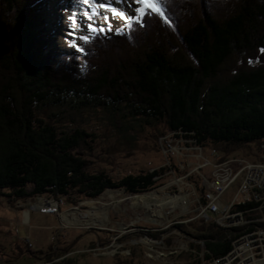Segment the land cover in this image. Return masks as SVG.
Returning a JSON list of instances; mask_svg holds the SVG:
<instances>
[{
    "label": "trees",
    "instance_id": "obj_1",
    "mask_svg": "<svg viewBox=\"0 0 264 264\" xmlns=\"http://www.w3.org/2000/svg\"><path fill=\"white\" fill-rule=\"evenodd\" d=\"M158 3L164 18L148 10L113 30L89 31L75 44L82 51L68 55L43 52V0H0V194L7 204L43 194L73 203L107 188L148 191L167 168L116 178L90 170L85 149L106 132H129L131 141L136 128H157L154 139L172 133L184 145L263 151L264 0ZM65 115L69 126L61 124ZM241 229L196 228L206 258L225 254ZM52 260L43 258L64 264Z\"/></svg>",
    "mask_w": 264,
    "mask_h": 264
},
{
    "label": "rangeland",
    "instance_id": "obj_2",
    "mask_svg": "<svg viewBox=\"0 0 264 264\" xmlns=\"http://www.w3.org/2000/svg\"><path fill=\"white\" fill-rule=\"evenodd\" d=\"M107 1L89 0L88 3H82L81 0H43L40 9L43 19L41 23L47 38V47L43 52L53 48L57 53L70 55L75 49L70 47L71 43L77 44L80 37L89 32L87 27L89 24H93L97 29L113 30L123 23L118 17H113L108 9H102L99 6L101 4H107L113 8L112 10L123 12L125 16L137 14L136 9L139 5L134 0H120V3L113 1L112 6L111 2ZM69 16L73 18L72 21H69ZM70 64L73 68L79 67V62L74 59L70 60ZM80 117L82 116L74 119L75 123ZM68 118L65 115L61 119L65 123L61 124L69 126ZM85 119L88 121L87 114ZM88 122L92 125L90 120ZM156 130L157 128H136L132 133L134 139L131 141L125 140V136L129 137V132L124 136L110 132H106L105 136H98L97 141L85 149V157L90 161V170H104L116 178L140 170L165 167L167 169L158 175V180L149 190L156 187L154 190L162 197L186 193L184 203H187L190 192L186 191L185 186L175 183L180 182L183 179L182 175L192 168L188 166L196 159L190 155L200 152L202 157L198 160L202 161L204 159L210 161L208 156L220 157L221 153L227 158L242 156L232 149L221 148L220 153L212 155L211 148L204 147L203 151H198L194 146H187L186 153L189 156L185 159L183 154L185 146L179 144L181 146L179 148L175 144L174 147L184 155L179 154L176 157L161 148L157 138L154 139ZM259 153L261 152L244 157L252 159ZM195 165L196 161L193 163V166ZM195 177L196 175L191 173L186 180ZM170 180H173L175 185L165 187V183ZM167 188L171 189L169 191L173 194L165 192ZM26 189L30 190L31 185ZM109 190L115 195V200L111 201L107 196ZM235 190V184L230 185L222 194V200L229 201ZM135 194L141 193H125L107 188L95 198H81L73 203H68V199L63 201L61 197L43 194L16 202L12 199L10 204L6 203L8 198L6 197L5 201V197L0 194V263L47 264L49 262L43 261V258L48 256L53 258L50 262L64 264H195L197 259H200V264H205L202 261L206 259L204 241L199 239L202 232L196 228L210 222L195 217L194 204L189 208L186 205L185 209L180 205L181 202L179 203L181 208L164 207L161 210V217L155 218L142 206L131 204L129 196ZM45 199L58 201L59 211L45 213L42 206H35L39 200L44 202ZM89 200H93L95 205L100 207L95 213H103L101 208L108 212V221L104 223L105 225L98 223L86 225L77 221L66 224L62 221L63 213L71 218L72 213L82 215L90 210L86 203ZM237 233L233 240L243 239L247 234L248 237L254 235V226L243 227ZM257 235H264V228H257ZM18 239L20 244L17 245L18 248H14V243Z\"/></svg>",
    "mask_w": 264,
    "mask_h": 264
},
{
    "label": "built area",
    "instance_id": "obj_3",
    "mask_svg": "<svg viewBox=\"0 0 264 264\" xmlns=\"http://www.w3.org/2000/svg\"><path fill=\"white\" fill-rule=\"evenodd\" d=\"M171 135L172 133H167L160 136L158 141L161 148L177 157L181 152L171 145V141L176 139ZM262 147L263 151L252 159L244 156L216 157L210 162L206 159L198 160L202 157L200 152L192 154L190 156L196 159L188 166L192 168L182 175L183 179L180 182L175 183L185 186L186 191L190 192L185 204L187 208L194 204L196 218L214 222L230 232L241 227L254 226V235L231 240L230 248L225 254L209 256L202 260L205 264H264V235H257V228H264V145ZM187 149L184 148L185 159L189 156L186 153ZM194 149L200 151L199 147ZM195 161L196 165L193 166ZM191 173L196 175L195 179L186 180ZM175 184L170 180L165 183V187L169 188ZM232 184H235L236 188L233 196L229 201H223L222 194ZM168 188L165 192L173 194ZM54 204L56 209L46 205L42 207L43 211L45 213L59 211L58 201Z\"/></svg>",
    "mask_w": 264,
    "mask_h": 264
},
{
    "label": "bare ground",
    "instance_id": "obj_4",
    "mask_svg": "<svg viewBox=\"0 0 264 264\" xmlns=\"http://www.w3.org/2000/svg\"><path fill=\"white\" fill-rule=\"evenodd\" d=\"M93 1L94 2H98L99 0H93ZM113 1L115 3H117L116 0H108L107 2H111L110 5L112 6V5H114ZM182 143H183V141H179V140H176V139H173L171 141V145L172 146L177 144L179 148H181V146H179V144H181V145H183L185 147H187V146L199 147L201 151H203L204 147L211 148L210 152H211L212 155H214L213 153H216V152L220 153L219 150H221V148H218V147H216L214 145H210V146H201V145H195V144L194 145H191V144L190 145H184V143L183 144ZM222 155H223V153H221L220 157H223ZM206 156H208V155H206ZM207 158L212 162L216 157H213V156L209 157L208 156ZM229 158H235V157H229ZM181 160L183 162V159H181ZM160 167L154 168V169H159ZM153 179L155 181L158 180L156 177H153ZM116 190H119V189H116ZM185 195H186V193H183V194H180V195H168L166 197H162L159 193H157V190H154L152 192L150 191V192H146V193L131 195V196H129V198L131 199V204L132 205H135V206L136 205H140V206H142L143 208L146 209V211L148 212L149 215L154 216L155 218H159V217H161V210L164 207H169V208L173 209L174 207H177V206L181 205V206H183V209H185V207H186V204L184 203V201L186 199ZM107 196L111 199V201L115 200V195L113 194L112 191H110V190L107 191ZM54 202H55L54 200H47V199H45L44 202H43V200H39V202L36 203L35 206H37V207H39V206L45 207L47 205V206H52V207H54L56 209V205L54 204ZM180 202H181V204L179 205ZM86 203L88 204L90 210H88L87 212H85L82 215L81 214L72 213L71 218L67 217V214L63 213L61 215L62 216V221L64 223H66V224L67 223L72 224V223L77 221V222H80V223L82 222V223H84L86 225L94 224V223H98L100 225H103L104 223H106L108 221V212L104 208H101L103 213L98 214V213H95V210L99 209L100 207H97L93 200H89ZM182 203H183V205H182ZM181 206H180V208H181ZM153 207H155V208L152 209ZM24 215H25V219H26L27 218V212L26 211L24 212ZM245 237H248V234L243 236V238H245Z\"/></svg>",
    "mask_w": 264,
    "mask_h": 264
},
{
    "label": "snow or ice",
    "instance_id": "obj_5",
    "mask_svg": "<svg viewBox=\"0 0 264 264\" xmlns=\"http://www.w3.org/2000/svg\"><path fill=\"white\" fill-rule=\"evenodd\" d=\"M81 2L82 3H88L89 0H81ZM116 2L120 3V0H116ZM134 2L139 5V7L136 9V11L140 16H144L146 14V11L150 10L152 13L159 15L161 18H164V14L161 11L158 0H134ZM99 6L102 9H108L111 12V15L113 17H118L122 21L127 22V20H129V19H131V20L136 19L135 16H131V17L125 16V14L123 12H117L115 10H112L107 4H101ZM68 19H69V21L73 20V18L71 16H69ZM73 23H74V21H73ZM87 27H88V30L90 32L96 33L98 31V29L96 27H94L93 24H89ZM99 31H102V29H100ZM80 39L86 41L87 38L81 36ZM70 47L76 48L77 51H82V49L78 48L77 45H75V44L70 45Z\"/></svg>",
    "mask_w": 264,
    "mask_h": 264
},
{
    "label": "water",
    "instance_id": "obj_6",
    "mask_svg": "<svg viewBox=\"0 0 264 264\" xmlns=\"http://www.w3.org/2000/svg\"><path fill=\"white\" fill-rule=\"evenodd\" d=\"M114 190H116V189H114ZM123 191V190H122Z\"/></svg>",
    "mask_w": 264,
    "mask_h": 264
},
{
    "label": "crops",
    "instance_id": "obj_7",
    "mask_svg": "<svg viewBox=\"0 0 264 264\" xmlns=\"http://www.w3.org/2000/svg\"><path fill=\"white\" fill-rule=\"evenodd\" d=\"M19 240V239H18Z\"/></svg>",
    "mask_w": 264,
    "mask_h": 264
}]
</instances>
